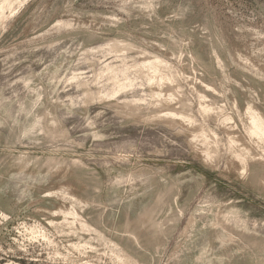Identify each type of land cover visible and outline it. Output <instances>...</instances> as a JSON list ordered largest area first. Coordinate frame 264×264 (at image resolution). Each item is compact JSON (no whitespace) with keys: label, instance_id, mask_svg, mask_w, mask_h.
Wrapping results in <instances>:
<instances>
[{"label":"rangeland","instance_id":"374dc122","mask_svg":"<svg viewBox=\"0 0 264 264\" xmlns=\"http://www.w3.org/2000/svg\"><path fill=\"white\" fill-rule=\"evenodd\" d=\"M1 6L0 264H264V0Z\"/></svg>","mask_w":264,"mask_h":264},{"label":"bare ground","instance_id":"6f19581e","mask_svg":"<svg viewBox=\"0 0 264 264\" xmlns=\"http://www.w3.org/2000/svg\"><path fill=\"white\" fill-rule=\"evenodd\" d=\"M0 9H2V6ZM148 65L153 66V63H149ZM250 131L254 136L256 135L261 139H264V121L258 116H252V125L250 127Z\"/></svg>","mask_w":264,"mask_h":264}]
</instances>
